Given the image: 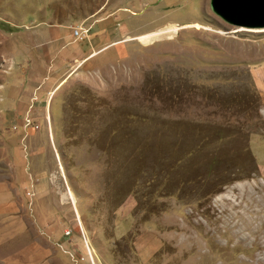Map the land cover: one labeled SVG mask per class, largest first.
Returning a JSON list of instances; mask_svg holds the SVG:
<instances>
[{
	"label": "rangeland",
	"instance_id": "rangeland-1",
	"mask_svg": "<svg viewBox=\"0 0 264 264\" xmlns=\"http://www.w3.org/2000/svg\"><path fill=\"white\" fill-rule=\"evenodd\" d=\"M260 66L210 0H0V264H264Z\"/></svg>",
	"mask_w": 264,
	"mask_h": 264
},
{
	"label": "water",
	"instance_id": "water-1",
	"mask_svg": "<svg viewBox=\"0 0 264 264\" xmlns=\"http://www.w3.org/2000/svg\"><path fill=\"white\" fill-rule=\"evenodd\" d=\"M214 15L245 30L264 29V0H210Z\"/></svg>",
	"mask_w": 264,
	"mask_h": 264
},
{
	"label": "crops",
	"instance_id": "crops-1",
	"mask_svg": "<svg viewBox=\"0 0 264 264\" xmlns=\"http://www.w3.org/2000/svg\"><path fill=\"white\" fill-rule=\"evenodd\" d=\"M144 35V34H143ZM56 41H58V38H54V37H50V41L48 42V44L50 45V48H51V51H52V54L53 55H56V53L54 52V46H53V43H55ZM41 46H43L44 48H45V45H46V43H42V44H40ZM104 48V46L101 48V50ZM45 50H46V55L48 56L49 54L51 55V51H49L47 48H45ZM117 53H118V51H116ZM45 53H44V55H45ZM90 53V52H89ZM87 54L81 61L83 62V63H85V62H88L91 58H94V56L93 57H90L92 54H95V56L98 54L97 52H93V53H90V54ZM100 53V52H99ZM120 53V52H119ZM14 60V59H13ZM262 69H261V66L259 67V68H254V70H252V75H253V78H254V82H255V84L257 85V87L258 88H264V86H259L256 82H257V78L259 77V75H258V77H257V75H256V73H260V71H261ZM76 74V75H75ZM55 76V77H54ZM72 76H78V73H73V74H66L65 76L63 75V76H61V78L59 77L58 78V75H54V74H51L50 76H49V78L47 79V82H48V80H49V82L50 83H52V82H54V81H56V79H57V83L55 84V86H51V89H49V88H47V90H46V92L47 91H51V92H54V91H56L57 89H56V87L61 83V85L63 84V82H66L67 80H68V77H72ZM52 77H54V78H52ZM59 79V80H58ZM16 88V91L18 92L17 93V95H15V98H16V103L19 101L20 103H22V104H24V103H26V101H25V97H24V95H23V90L25 91V88L24 87H18V84H17V86L15 87ZM10 93V92H9ZM12 93V92H11ZM12 95H14V92L12 93ZM19 95H21V97L19 96ZM261 100H262V104L263 105H260V107H259V114L264 118V93H262V97H261ZM251 141L254 143V148H259V149H263L264 148V140L259 136V135H254V137L251 139ZM260 154H261V156H262V161H261V163L259 164V167H261V169L263 170L264 169V150H261L260 152H259ZM259 161H260V159H259ZM4 189H6V190H8V185H6L5 184V182L4 181H0V191H2V190H4ZM4 208L5 206H4V204L3 203H1L0 204V208ZM6 207H8L7 205H6ZM1 208V209H2ZM1 215H4V213L2 212L1 213ZM178 217H179V215H178ZM174 218V217H173ZM175 232V231H174ZM162 233V232H161ZM160 233V235H161V237H162V239L163 240H166L167 238H169V236H171L170 234V231H167V230H165V237H163L162 236V234ZM177 233V232H176ZM174 236V235H173ZM1 240H3V235H1L0 234V241ZM140 242V241H139ZM138 242V243H139ZM167 242H169V240L167 241ZM172 242V241H171ZM0 247H2V246H0ZM4 249V248H3ZM4 253H9L8 251H6L5 250V252H3V251H0V257L4 254ZM141 254V256L143 255V254H145L144 252H141L140 253ZM150 255V254H149ZM148 258V257H147ZM13 264H26V263H21L20 262V259H14L13 260Z\"/></svg>",
	"mask_w": 264,
	"mask_h": 264
},
{
	"label": "built area",
	"instance_id": "built-area-1",
	"mask_svg": "<svg viewBox=\"0 0 264 264\" xmlns=\"http://www.w3.org/2000/svg\"><path fill=\"white\" fill-rule=\"evenodd\" d=\"M75 35H79V32L77 30L74 31Z\"/></svg>",
	"mask_w": 264,
	"mask_h": 264
}]
</instances>
